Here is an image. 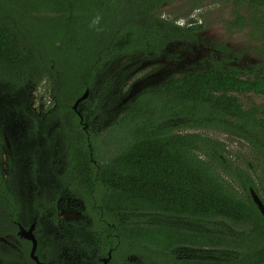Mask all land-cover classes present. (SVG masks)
<instances>
[{
  "label": "trees",
  "instance_id": "trees-1",
  "mask_svg": "<svg viewBox=\"0 0 264 264\" xmlns=\"http://www.w3.org/2000/svg\"><path fill=\"white\" fill-rule=\"evenodd\" d=\"M205 1L0 0L1 130L10 122L17 128L16 163L43 168L50 155L43 135L57 121L58 195L82 203L79 224L39 223L42 264H63L62 249L95 264L109 250L114 264H128L131 255L132 264H264V216L252 197L264 206V108L240 99L264 95V0H221L231 6L222 27L245 36L246 50L206 40L204 17L176 23ZM174 4L187 10L162 17ZM246 54L254 62L243 60ZM147 63L160 67L159 82L129 93L105 127L90 130L83 109L89 99L78 104L83 119L72 110L97 87L103 93L92 106L114 111L120 101L112 102L111 81ZM43 84L50 102L42 118L32 113L28 94ZM209 134L248 144L256 162L233 160ZM22 195L14 199L0 179V235L14 234L16 221L28 223L22 215L30 201ZM6 220L9 230L1 226ZM179 248L198 255H179ZM28 251L29 245L19 254L0 247V264H35Z\"/></svg>",
  "mask_w": 264,
  "mask_h": 264
},
{
  "label": "flooded vegetation",
  "instance_id": "flooded-vegetation-1",
  "mask_svg": "<svg viewBox=\"0 0 264 264\" xmlns=\"http://www.w3.org/2000/svg\"><path fill=\"white\" fill-rule=\"evenodd\" d=\"M35 91V88H32L29 91V105L32 113L37 117H41L48 112L50 98L48 97V101L46 100L43 104H41L39 102L37 92ZM71 108L73 110V105L71 106ZM52 109H54V105H52L49 110L51 111ZM74 112H76L80 119H83L81 109H79L78 106L76 111ZM1 124L2 122L0 121V125ZM49 125H54V128L52 129L53 132V130L57 127L58 122L51 121ZM83 128H89L87 123H83ZM14 131H17V128L15 127V124H12L11 122L8 123V125H5V128H3L2 130L0 127V139L2 140L0 145V179L9 193L14 196V199L16 193H25V196H22L30 201V203L26 207L25 212L22 215V220L26 222L28 221V223L21 224L17 223V221L14 222L16 224V232L14 234L6 233L0 235V247H8L15 250V252L19 254L22 252L24 246L26 247V245H29L28 255L30 259L35 262V264H42L39 261L37 255L38 241L36 238V229L39 226V223L42 224L43 222H47L46 226L50 229L54 228V222L58 224H68L70 222H75L79 224L82 220H84V216L81 213L82 203L79 199L72 198L70 196H67L66 194L61 196L58 195V191L60 189L59 174H61L62 168L61 172H57L56 166H54L53 164L54 160L52 159L51 154V145L55 141L53 138L54 135L52 136L53 133L51 132V134L47 135V132H45V135H43V141L46 139H49L50 141V155L48 163L43 168H41L42 166H37L35 169H31L30 165L27 164L28 161L21 164L16 163L17 161L14 157L15 148H13V141L15 140L12 137ZM30 176L32 177L33 183L29 178ZM17 181L18 183H20L18 186H16ZM70 199L80 202L81 206L79 211L66 212L67 204H65V202ZM72 214L77 215V217H72ZM1 226L6 230L10 229L8 220L4 221ZM20 230H24L25 232L31 230V235L35 242L33 255H31L33 247L32 240L22 238L19 235ZM13 242H15V244ZM67 251H69L75 257L80 258L86 264H95L92 261L82 259L79 255H76L70 250ZM61 254L62 263L64 264L63 249ZM34 257L36 258V260L34 259ZM124 262L132 264L137 262V258L133 255L125 256ZM98 264H114L112 260L111 250H109L104 257L99 258Z\"/></svg>",
  "mask_w": 264,
  "mask_h": 264
},
{
  "label": "rangeland",
  "instance_id": "rangeland-1",
  "mask_svg": "<svg viewBox=\"0 0 264 264\" xmlns=\"http://www.w3.org/2000/svg\"><path fill=\"white\" fill-rule=\"evenodd\" d=\"M221 0L216 2H210V0H206L203 4V6L198 7L190 13L189 17L187 18H179L176 23L178 25L184 24L188 19L191 20L192 22H197L201 21V19L204 17L205 22L207 23L208 26H206V29L204 31V37L206 40L209 39H214V40H222L227 45H229L231 48L236 49V50H246L248 49V42L241 34L234 33V34H229L224 30L222 27V22L230 18V11L229 8H231L230 5H223ZM176 4L173 6H168L165 7L162 11V17L168 18V19H174L176 16L179 15L180 12H185L187 9L186 7L179 6L178 9H175ZM228 6V7H227ZM202 17V18H201ZM252 56H246L244 57L243 60L251 61L254 62L253 58H250ZM124 64V61L121 60L119 61L115 66L111 67L108 72L112 76L114 73H117L121 65ZM160 68L159 66L152 65V64H143V65H138V66H133V67H127L124 70L128 71L127 73H130V77L126 78H118L115 80L111 81L114 84V87L111 88L108 92H110V97L112 98V102H117L120 101L119 103H115V109L116 107L118 108V112L114 109V111L111 109L110 111H105V105H96L92 106L93 99L95 102L99 101L103 89L100 88H95L93 92L89 93L90 101L85 102V106L83 109H85L89 115L91 116V121H90V130L92 131L93 129H101L100 127H105L108 123H110L116 115H118L120 112V106L125 102V99H127V95L131 93L133 90L132 83L135 82L138 78H141L145 76L146 74L157 73V69ZM123 71V70H122ZM159 73V72H158ZM137 77V78H136ZM100 81H104V77H101ZM109 84V83H106ZM101 85V83H98V86ZM152 85V84H151ZM147 86V85H146ZM146 86H142L140 89L139 85L136 86L135 92L130 96L131 98L134 97L136 94L142 92ZM48 86L43 84L36 88L37 96L39 99V102L43 104L46 100L48 101L49 97V91H48ZM32 88H30L31 90ZM93 98V99H92ZM84 99L83 101H86ZM119 99V100H118ZM241 101L245 105V107L250 106L251 104L254 105H259V107L264 108V95L261 96H256L254 94H248L247 96H240ZM82 101V102H83ZM105 111V112H104ZM86 112V113H87ZM104 112V113H103ZM118 113V114H117ZM46 114V113H45ZM41 116L42 118L45 116ZM87 115V114H86ZM94 118V119H93ZM93 119V120H92ZM86 123V122H84ZM54 128V125H50L49 128L46 130V134L49 135L52 132V129ZM210 137L218 139L221 143L225 144V147L228 152H230L232 159L234 157L237 158H242L246 157L247 160L251 159L252 156H254L251 161L256 162L255 158V151L249 148L248 144H244L242 141L230 139L228 136L221 135V134H209ZM51 154H52V159L54 166H56V171L61 172L62 168V163L60 160V155L58 152V141L55 140L54 143L51 145ZM236 159V158H235ZM234 160V159H233ZM19 181V180H18ZM16 183V186H18L20 183ZM67 204L66 212L68 211H79L80 209V202L77 200H67L65 202ZM72 217H77V215L72 214ZM15 244V242H13ZM12 243V244H13ZM18 248V247H17ZM177 254L179 255H195L197 254L196 251L190 250L187 248H179L177 250ZM198 255V254H197ZM63 261L64 264H86L83 262L80 258L75 257L73 254H71L69 251L66 249H63Z\"/></svg>",
  "mask_w": 264,
  "mask_h": 264
},
{
  "label": "water",
  "instance_id": "water-1",
  "mask_svg": "<svg viewBox=\"0 0 264 264\" xmlns=\"http://www.w3.org/2000/svg\"><path fill=\"white\" fill-rule=\"evenodd\" d=\"M161 76H162V71L159 72V73L157 72L156 74H154V73L151 74L150 76H148L146 78V81H145L144 84H140V85L137 84V85L140 86L138 88L140 89L142 86H146V85H149V84L151 85L153 83L159 82ZM137 85H134V88H133V90H132V92H131L130 95H132L135 92V90L138 89V88H136ZM87 96H88V91L85 90L84 93L79 98L76 99V101L73 103V110L74 111H76L78 104L80 102H82L84 99H86ZM252 197H253L254 202L258 205V208L260 209L262 215L264 216V206L262 205V203L260 202V200L258 199V197L253 192H252ZM19 235L22 238H26V239L32 240L33 247H32L31 255H33V252H34V249H35V242H34V240L32 238L31 230H29L28 232H25L24 230H20ZM34 259L36 260L35 257H34Z\"/></svg>",
  "mask_w": 264,
  "mask_h": 264
},
{
  "label": "clouds",
  "instance_id": "clouds-1",
  "mask_svg": "<svg viewBox=\"0 0 264 264\" xmlns=\"http://www.w3.org/2000/svg\"><path fill=\"white\" fill-rule=\"evenodd\" d=\"M100 17L97 16L93 21H92V25L95 26L96 24L99 23Z\"/></svg>",
  "mask_w": 264,
  "mask_h": 264
}]
</instances>
